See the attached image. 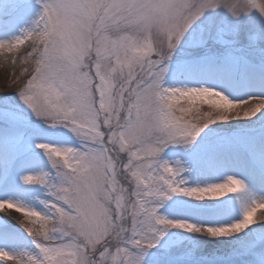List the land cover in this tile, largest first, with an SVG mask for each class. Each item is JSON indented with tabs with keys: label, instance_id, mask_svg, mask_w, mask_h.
<instances>
[{
	"label": "snow or ice",
	"instance_id": "6c2138e0",
	"mask_svg": "<svg viewBox=\"0 0 264 264\" xmlns=\"http://www.w3.org/2000/svg\"><path fill=\"white\" fill-rule=\"evenodd\" d=\"M219 6L233 15L251 10L264 15V0H42L35 27L12 42H0V50L8 52L31 43L23 63L33 66L20 73L21 100L37 117L70 128L81 142L79 149L38 145L58 178L51 184L52 215L0 201V209L28 218L24 228L38 249L20 256L0 250V260L142 264V254L166 229L220 237L255 223L264 201L246 207L239 222L206 229L166 219L155 206L174 193L218 199L245 191L231 176L204 187L181 186L183 169L158 159L169 144L191 145L211 124L264 110L262 96L233 101L209 87L163 84L166 62L185 32L206 9ZM205 100L215 111H200L197 105ZM23 180L46 184L48 174Z\"/></svg>",
	"mask_w": 264,
	"mask_h": 264
},
{
	"label": "rangeland",
	"instance_id": "374dc122",
	"mask_svg": "<svg viewBox=\"0 0 264 264\" xmlns=\"http://www.w3.org/2000/svg\"><path fill=\"white\" fill-rule=\"evenodd\" d=\"M41 12L42 0H0V42H12L34 28ZM30 51V42L12 52L0 50V201L11 200L52 215L51 184L58 182V178L48 154L38 145L47 143L79 149L81 142L70 128L52 125L45 118L37 117L21 100L17 89L24 67L28 66L31 71L33 66L23 63ZM172 55L166 62L165 87H209L233 101L264 97V15L257 10L233 15L224 6L206 9L185 32ZM206 103L212 101L197 105L201 112L215 111ZM181 104L191 106L187 101ZM176 115L184 114L177 111ZM261 142H264V110L251 118L211 124L191 145L169 144L158 159L183 169L178 179L184 181L181 185L184 187L225 182L227 179L210 177L211 170L219 163L215 161L217 157L232 164L236 170L232 176L245 184L251 167L257 162L255 151ZM45 173L48 174L46 184H28L23 180L29 174ZM240 194L196 199L174 193L156 201L155 206L158 215L166 219L205 229L223 227L243 219L244 209H239L236 201ZM7 213L9 218L3 220ZM0 220L12 226V231L0 232V250L17 256L22 255L24 248L28 249L27 253H38L34 238L24 228L27 217L4 208L0 209ZM261 227L256 228L253 223L239 233L220 237L186 229H166L156 246L142 254V264L231 261L259 264L263 259L257 255L264 251L263 234L258 232L259 229L264 232V225ZM251 252L253 255L248 256ZM0 264L10 263L0 260Z\"/></svg>",
	"mask_w": 264,
	"mask_h": 264
},
{
	"label": "bare ground",
	"instance_id": "6f19581e",
	"mask_svg": "<svg viewBox=\"0 0 264 264\" xmlns=\"http://www.w3.org/2000/svg\"><path fill=\"white\" fill-rule=\"evenodd\" d=\"M2 78V76H0ZM257 149L255 151V157L257 158V162L255 164V168L252 169L248 181L244 184L245 191L239 195L237 198L239 209H245L246 207L252 206L253 202L264 201V142H261L257 145ZM235 168L232 164L228 162H219L216 166L211 170L210 177H217L219 179H227L228 177H233L232 174L235 173ZM255 216V224L256 228L264 225V210H258ZM9 218L8 213L6 216L2 217V219ZM7 229L12 231V226L9 223H5L0 220V232L6 231ZM259 229V228H258ZM259 233L263 234V242H264V232L259 229ZM3 235V234H2ZM5 238V237H4ZM4 238L1 240L3 241ZM8 239V238H5ZM11 241V240H10ZM264 246V244L262 245ZM264 248V247H263ZM22 255L28 252V249L21 251ZM255 252V251H254ZM254 252H251L248 256H252ZM257 257L262 258L263 261L259 262V264H264V251L257 255ZM10 264H14L13 261L8 260ZM209 264H243L242 261H231L229 263H209Z\"/></svg>",
	"mask_w": 264,
	"mask_h": 264
}]
</instances>
